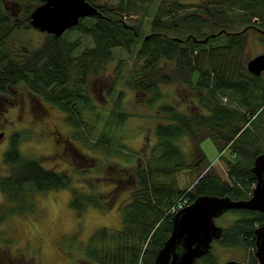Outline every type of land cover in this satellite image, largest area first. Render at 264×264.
Listing matches in <instances>:
<instances>
[{
    "label": "trees",
    "instance_id": "trees-1",
    "mask_svg": "<svg viewBox=\"0 0 264 264\" xmlns=\"http://www.w3.org/2000/svg\"><path fill=\"white\" fill-rule=\"evenodd\" d=\"M86 1L99 15L81 18L60 36L46 33L39 46L23 53L9 40L31 27L32 9L24 0H0V93L23 84L30 94L63 113L71 129L68 142L79 143L109 169L90 164L78 171L84 180L76 186L77 171H56L36 157L24 156L18 147L23 131L10 133L2 153L7 173L0 176V192L8 203H0V224L11 214L30 210L35 192L53 189H69V205L78 213L112 207L122 181L115 172L125 175V162L131 163L134 156L118 138L119 125L129 117L123 88L142 94L146 105L155 107L167 95L162 87L173 84L190 93L186 110L161 105L168 122L156 124L149 155L138 158L134 184L119 207L121 226L94 230L85 251L92 264H156L155 255L171 231L172 208L184 200L180 196L191 203L199 195L247 199L252 193L256 178L251 167L264 153V72L248 71L247 44L249 33L255 32L264 45V0ZM7 2L21 7L19 16L13 17ZM27 2L37 6L41 0ZM73 32L91 39L78 54L81 41L66 37ZM115 49L125 51L131 64L118 62L114 69L105 89L114 99L110 105L107 100L97 102L90 89L114 59ZM183 137L190 138L201 154L192 163L177 145ZM207 137L220 152H230L226 176L208 163L192 184L178 187L175 174L192 172L205 161L198 144ZM102 179H113L114 184L108 182L100 190ZM230 212L234 216L212 245L246 250V263L258 264L254 229L264 224V214ZM215 246L194 264H220Z\"/></svg>",
    "mask_w": 264,
    "mask_h": 264
},
{
    "label": "rangeland",
    "instance_id": "rangeland-1",
    "mask_svg": "<svg viewBox=\"0 0 264 264\" xmlns=\"http://www.w3.org/2000/svg\"><path fill=\"white\" fill-rule=\"evenodd\" d=\"M24 1L31 9L36 6L33 2ZM6 6L13 17L21 13L19 6L15 7L10 2H7ZM134 19L138 20L139 17L135 16ZM45 34L29 27L17 31L9 42L16 46L18 51L24 53L26 50L39 46ZM66 37L81 41V46L76 49L75 54L91 45L90 37L77 32L66 33ZM261 53H264V45L260 44L255 32H250L247 44L248 60ZM123 61H125L124 65L131 64L125 51L115 49L114 59L107 64L104 72L91 85V93L97 102L107 100L110 105H113L114 99L106 95L105 89L111 85V78L118 62ZM127 67L125 66V69ZM123 89L125 90L123 107L129 117L119 125L118 138L129 147L130 151H133L134 156L131 163L125 162V167H128L125 175L115 172L122 181L118 185L112 207L105 211L90 207L78 213L69 205L71 196L69 189L35 192L33 207L30 210L24 211L23 214H11L0 224V264L5 260H10L11 264H92L93 262L86 260L85 253L91 233L100 227L119 229L122 224L119 207L127 201L129 189L134 184L132 174L135 168L140 166L138 158L143 160L147 158L146 153L149 155L155 142L156 124L168 122L166 114L160 110L161 105L167 103L186 110L185 105L190 100V93L186 89L181 90L179 86L173 84L164 85L162 89L167 95L155 107H149L142 94L127 88ZM70 130L61 111L41 99H35L23 84L11 88L8 93H0V132H4V138L0 141V176L7 173V168L2 162V153L8 145L9 134L14 131H23V137L18 145L21 154L36 157L45 167L56 171H77L74 182L76 186L83 184L84 180L78 171L90 164L100 170L109 169L105 166L106 162L101 163L98 158L91 157L93 153L81 147L79 143L68 142L67 140L71 139ZM177 145L186 154L190 163L201 156L197 153L196 144L188 137L179 139ZM198 145L206 157L205 161L192 172L191 169H184L175 174L178 187L182 189L192 184L196 176L205 172L208 169V163L219 175L226 176V160L231 157L230 152L228 150L220 152L209 137L200 140ZM97 153L100 154V152ZM110 163H112L111 160ZM110 175L113 176L111 172H109ZM108 182L109 180L102 179L99 182L100 190H105ZM109 183L114 184V180L111 179ZM180 198L184 199H181L183 204H189L188 201L185 202V195ZM1 202L5 205L8 203L0 192ZM232 216L234 214L227 211L217 217L215 223L224 227ZM212 246H215V243ZM214 253L220 264H225L227 260L246 263V250L228 249L216 244Z\"/></svg>",
    "mask_w": 264,
    "mask_h": 264
},
{
    "label": "water",
    "instance_id": "water-1",
    "mask_svg": "<svg viewBox=\"0 0 264 264\" xmlns=\"http://www.w3.org/2000/svg\"><path fill=\"white\" fill-rule=\"evenodd\" d=\"M99 15L97 8L86 0H41L29 15L31 27L48 34L60 36L81 18ZM264 33V31H262ZM247 69L254 75L264 72V53L247 61ZM4 132H0V141ZM251 172L256 183L247 199L230 196L199 195L177 209L171 218V231L155 255L156 264H194L207 254L214 240L221 237L222 226L215 219L231 210H251L264 214V153L257 155ZM254 256L264 264V224L254 229ZM225 264H245L227 260Z\"/></svg>",
    "mask_w": 264,
    "mask_h": 264
},
{
    "label": "built area",
    "instance_id": "built-area-1",
    "mask_svg": "<svg viewBox=\"0 0 264 264\" xmlns=\"http://www.w3.org/2000/svg\"><path fill=\"white\" fill-rule=\"evenodd\" d=\"M184 205H186V203L183 204L182 202H178V203L172 208L173 213H174L177 209L183 207Z\"/></svg>",
    "mask_w": 264,
    "mask_h": 264
},
{
    "label": "flooded vegetation",
    "instance_id": "flooded-vegetation-1",
    "mask_svg": "<svg viewBox=\"0 0 264 264\" xmlns=\"http://www.w3.org/2000/svg\"><path fill=\"white\" fill-rule=\"evenodd\" d=\"M35 97V96H34ZM35 99H37V97H35ZM65 141V140H64ZM66 142H64V144H65ZM257 260V259H256ZM244 263V262H243ZM245 264H247V263H245Z\"/></svg>",
    "mask_w": 264,
    "mask_h": 264
}]
</instances>
